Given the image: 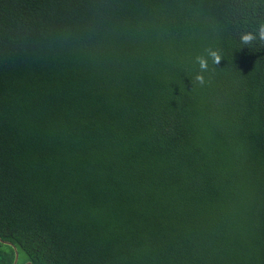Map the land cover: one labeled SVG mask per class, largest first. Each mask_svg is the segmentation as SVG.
Instances as JSON below:
<instances>
[{
  "label": "trees",
  "instance_id": "obj_1",
  "mask_svg": "<svg viewBox=\"0 0 264 264\" xmlns=\"http://www.w3.org/2000/svg\"><path fill=\"white\" fill-rule=\"evenodd\" d=\"M261 23L264 0H0V264H264Z\"/></svg>",
  "mask_w": 264,
  "mask_h": 264
},
{
  "label": "clouds",
  "instance_id": "obj_2",
  "mask_svg": "<svg viewBox=\"0 0 264 264\" xmlns=\"http://www.w3.org/2000/svg\"><path fill=\"white\" fill-rule=\"evenodd\" d=\"M257 40L264 43V23H261L254 33L245 32L240 35V42L244 45H250ZM206 52L207 56L201 55L196 57V62L199 65L200 72L195 76V81L200 85L205 83V78L202 73L208 70V59L210 58L214 65L219 64L221 60V56L216 50L206 49Z\"/></svg>",
  "mask_w": 264,
  "mask_h": 264
},
{
  "label": "water",
  "instance_id": "obj_3",
  "mask_svg": "<svg viewBox=\"0 0 264 264\" xmlns=\"http://www.w3.org/2000/svg\"><path fill=\"white\" fill-rule=\"evenodd\" d=\"M5 242L11 243L10 241H6V240H5ZM17 259H18V252L15 250V259H14V261H13L12 264H16ZM25 264H31V263L30 262H27Z\"/></svg>",
  "mask_w": 264,
  "mask_h": 264
}]
</instances>
